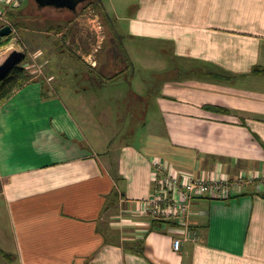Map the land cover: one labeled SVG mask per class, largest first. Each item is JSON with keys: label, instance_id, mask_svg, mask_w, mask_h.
<instances>
[{"label": "crops", "instance_id": "0c3cea01", "mask_svg": "<svg viewBox=\"0 0 264 264\" xmlns=\"http://www.w3.org/2000/svg\"><path fill=\"white\" fill-rule=\"evenodd\" d=\"M118 19L129 35L164 42L192 76L163 85L154 103L162 122L134 146L99 132L86 108L80 119L50 82L1 103L0 196L11 235L0 232V253L11 264H264V186L195 198L201 238L180 251L141 210L158 163L210 177L264 175V76L251 73L264 67V0H140ZM56 134L94 146L53 158Z\"/></svg>", "mask_w": 264, "mask_h": 264}, {"label": "rangeland", "instance_id": "374dc122", "mask_svg": "<svg viewBox=\"0 0 264 264\" xmlns=\"http://www.w3.org/2000/svg\"><path fill=\"white\" fill-rule=\"evenodd\" d=\"M139 1L102 0L103 6H97L96 0L92 3L86 1L77 13L50 6L40 7L35 0H25L21 6L12 8L0 3L5 19L13 28L11 39L0 47V75L6 73L11 63L22 62L33 76L28 84L50 82L47 84L57 85L64 93L60 98L74 108L80 119H84L83 108H86L88 119H93L96 129L113 136L116 144L141 145L143 139L155 133L158 119L162 122V110L156 111L154 103L164 93L163 85L183 82L192 74L182 71L184 66L172 58L164 42L128 34L130 31L125 29L128 22L118 18L134 15ZM76 22L79 24H74ZM111 22L123 36L128 70L119 75L112 72L115 75L113 80L106 77H102V81L95 80L88 71L96 73L107 61V35L113 30ZM7 53L11 54L9 63ZM91 62L96 65L92 66ZM66 137L57 134L51 137L48 144L50 156H71L77 145L82 148L80 150H91L94 146L91 138L72 141ZM10 230L5 201L0 196V232L9 236ZM9 245L10 239L4 241L7 252ZM0 264L11 263L0 253Z\"/></svg>", "mask_w": 264, "mask_h": 264}, {"label": "built area", "instance_id": "2783aa9c", "mask_svg": "<svg viewBox=\"0 0 264 264\" xmlns=\"http://www.w3.org/2000/svg\"><path fill=\"white\" fill-rule=\"evenodd\" d=\"M24 1L0 0V3L5 4L6 8H12L21 6ZM7 25L12 27L0 6V28ZM91 65L95 66L96 62H91ZM154 179V191L142 203L141 210L150 213L153 218L173 221L174 224L167 228L174 234L172 245L176 251H180L185 243H197L201 238L191 220L195 198L208 195L227 199L241 192L247 185H256L259 188L264 186V175L253 171L235 178L216 174L210 177L175 168L168 169L159 163Z\"/></svg>", "mask_w": 264, "mask_h": 264}, {"label": "trees", "instance_id": "16d2710c", "mask_svg": "<svg viewBox=\"0 0 264 264\" xmlns=\"http://www.w3.org/2000/svg\"><path fill=\"white\" fill-rule=\"evenodd\" d=\"M96 1H97V3H96L97 6H99V5L103 6L102 0H96ZM88 2L92 3V0H88ZM112 27H113L112 28L113 30H111V32L108 35L118 43V45H119V47H120V49H121V51L123 53V58L125 59L126 64H127V66L122 71H120L118 74H120L122 72L125 73L128 70L127 54H126L125 50L123 49L124 47H123V45L121 43V39L119 38L120 35L116 31L113 23H112ZM108 35H107V37H108ZM10 39H11V36L2 38L0 40V47L6 45ZM113 44L114 43H111L108 40V44H107V48H106V54L108 56V60L107 61L111 60L110 59L111 58L110 57V52H111V46H113ZM251 73L254 74V75H263L264 76V67H261L259 65L258 66H254V68L252 69ZM93 74H94V76L99 78L101 81L103 80L101 78L105 77V75H102L101 72L99 74V71H97L96 73H93ZM32 78H33V76L26 70V68H24L22 66V62L11 63L8 66L6 73L3 74V75H0V104L5 102V101H7L8 99H10L15 94V92L17 90L21 89L26 84H28L27 82H29ZM106 78H108V80H113L114 79L111 76L110 77L106 76ZM218 78L222 79V80H230V79L233 78V76L225 75V76H218ZM212 108L220 110V111L228 112L226 109H223V108H220V107H218V108L217 107H212ZM173 224H174L173 221L160 220V219H156V218L152 217L150 229L155 228V227H157V228L158 227H164V226L168 227V226H171ZM140 244L135 250L142 252V248L141 247L143 246L142 245L143 242H141ZM125 248H129V247H125Z\"/></svg>", "mask_w": 264, "mask_h": 264}, {"label": "flooded vegetation", "instance_id": "af4514ba", "mask_svg": "<svg viewBox=\"0 0 264 264\" xmlns=\"http://www.w3.org/2000/svg\"><path fill=\"white\" fill-rule=\"evenodd\" d=\"M74 24H79L78 22L74 23ZM76 26V25H75ZM79 32L80 29L78 28ZM111 43H114L113 46H111V52H110V61H106L103 64H101V66L99 67L98 71L99 74L100 72L102 73V75H105V77H112L114 74L119 75L118 73L120 71H122L126 66V61L123 58V53L118 45V43L112 39L109 35L107 37ZM120 38V37H119ZM107 60H108V56H107ZM112 72H114V74H111ZM123 73V72H122ZM120 73V74H122ZM96 77V76H95ZM97 78V77H96Z\"/></svg>", "mask_w": 264, "mask_h": 264}, {"label": "water", "instance_id": "95a60500", "mask_svg": "<svg viewBox=\"0 0 264 264\" xmlns=\"http://www.w3.org/2000/svg\"><path fill=\"white\" fill-rule=\"evenodd\" d=\"M40 7H55L58 9H67L77 13L81 4L88 0H35ZM13 33V28L9 25L0 28V40Z\"/></svg>", "mask_w": 264, "mask_h": 264}, {"label": "bare ground", "instance_id": "6f19581e", "mask_svg": "<svg viewBox=\"0 0 264 264\" xmlns=\"http://www.w3.org/2000/svg\"><path fill=\"white\" fill-rule=\"evenodd\" d=\"M12 49V48H11ZM10 57H11V54L10 55H8V53H7V63H9V61H10Z\"/></svg>", "mask_w": 264, "mask_h": 264}]
</instances>
